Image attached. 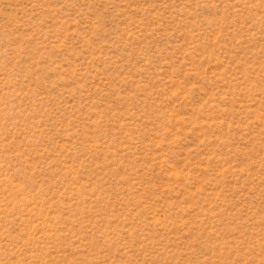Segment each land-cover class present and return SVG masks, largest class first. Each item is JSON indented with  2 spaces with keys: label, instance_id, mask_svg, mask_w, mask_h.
Listing matches in <instances>:
<instances>
[{
  "label": "rangeland",
  "instance_id": "rangeland-1",
  "mask_svg": "<svg viewBox=\"0 0 264 264\" xmlns=\"http://www.w3.org/2000/svg\"><path fill=\"white\" fill-rule=\"evenodd\" d=\"M0 264H264V0H0Z\"/></svg>",
  "mask_w": 264,
  "mask_h": 264
}]
</instances>
